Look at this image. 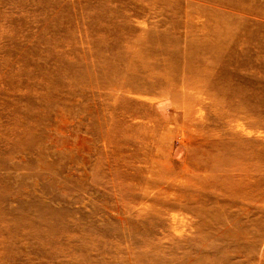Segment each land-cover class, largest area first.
<instances>
[{"label":"rangeland","instance_id":"1","mask_svg":"<svg viewBox=\"0 0 264 264\" xmlns=\"http://www.w3.org/2000/svg\"><path fill=\"white\" fill-rule=\"evenodd\" d=\"M167 60L218 100L193 132L168 88L133 93ZM149 118L169 122L174 172L217 141L246 171L148 208L163 156L124 127ZM263 141L264 0H0V264H264Z\"/></svg>","mask_w":264,"mask_h":264},{"label":"bare ground","instance_id":"2","mask_svg":"<svg viewBox=\"0 0 264 264\" xmlns=\"http://www.w3.org/2000/svg\"><path fill=\"white\" fill-rule=\"evenodd\" d=\"M167 51L168 50H165L163 52L165 53ZM166 54L168 55V53ZM179 54H182V52L179 50H175L171 53V55H173L171 57L175 58V56ZM166 59H168V57L165 58V60ZM173 63L170 62L169 65L164 67L165 71H164L163 76L160 74H157L154 76L147 75L145 77H142L141 79L144 81V85L137 84L133 90L134 91L133 93L134 94L151 93L152 91L155 90V88H158V87L168 88L167 90L162 89L163 95L166 98L168 97L173 98V102H172V107L174 108L173 110L174 111L177 110L178 112L182 114V118L180 120H177L175 123L179 124L178 126H180L181 129L187 130V128H189V131L193 132V129L190 126H188L184 120L187 116L192 115V112L194 111L192 108H194V105L200 106V109L204 108V110H208L209 108H216V105H217L216 102H218V100L216 101V98H215L216 96L213 95L215 94L214 91L209 92L210 89L212 88L210 85L209 86L211 88L206 87V89H204L202 92L199 90L198 84L196 82L195 77L193 76L192 71H188L189 68L184 69L186 65H184L183 68L181 67L179 68L177 65L174 66ZM186 70L188 72H185ZM205 70L206 72L204 73L209 72L208 69H205ZM135 76H136L135 78L139 77L137 75V70H136ZM215 79H219V78H215ZM135 81H139V80H135ZM176 83H178L180 87L176 86ZM222 90H223V86H222ZM160 106H161V109L165 110L164 108L167 106V104H162ZM194 112L196 113V111ZM180 122H182V124H180ZM169 127L170 126H169L168 121L162 120L161 122H159L152 118H149V122L143 123L142 125H138V126L133 125L131 127H124L125 132L132 133L133 129L135 128L137 132L138 131L144 132L145 139H147L148 132H151L154 135L155 140H156V144L154 146L157 152L156 155L163 156L162 158L156 156V158L154 159V162L158 166L159 172H160V175H158L159 184L152 186L151 190L147 193L149 194V197L146 203L150 205V206H147L148 208L150 207L152 209H155L156 211L164 212L163 210H161V207L176 208L178 206L177 200H180L190 205H197V203H193L191 201H196V198H198V196L200 195L201 187L204 186L202 189H205V188L216 189L217 185H220V187H223V188L231 187L232 182L230 181L229 176L233 172H236L239 170L243 172L246 171L245 170L246 168L243 166L244 165L243 163L233 158H230L228 155L227 157L229 158H227L224 155L223 151H220L221 149L219 151L216 149L217 144H218V141H217V143H207L206 145H204V143H201L198 149H202L205 147L211 150H209L208 152L207 151L199 152V155H197L194 161H191L187 165H185V162H182L181 163L182 168L177 167L178 169L184 171L185 173L184 175L179 172H174L173 169L176 168V163H174V160L176 159L175 153L173 151H170L167 153L165 152V149L162 147V145L161 146L157 145L158 138L162 140V137L166 136L167 132L169 131ZM213 132L214 131H212L211 134H208L209 137H206V138L210 139L211 137L213 139H217L216 137L217 135H219V133L217 132L213 133ZM136 141L139 142V139L136 138ZM263 143L264 141L262 142V144ZM225 144L223 143V146H226ZM228 144L229 143H227V145ZM262 146L264 147V144ZM214 150H216V153L213 152ZM257 156L259 157L258 159L259 162L264 160L263 154L260 153ZM201 171H204L203 176H202L203 178H206L211 175L212 177L216 178L218 176V177H221L222 179L220 181L217 180L219 182L218 184H215V183L209 184L207 182H204L202 178L200 177L199 173ZM165 173H166L165 181H166L167 186L159 187V185L162 182V175ZM187 188H196V193L195 194L190 193ZM237 190L236 192H242V193L245 191L243 187H238ZM162 194H168V195H162ZM178 213L182 214L181 211ZM174 218H175L174 223L176 224V226L181 227L180 220L177 217H174Z\"/></svg>","mask_w":264,"mask_h":264}]
</instances>
